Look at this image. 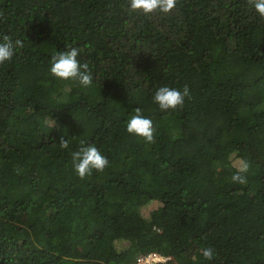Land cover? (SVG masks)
<instances>
[{
	"label": "trees",
	"instance_id": "trees-1",
	"mask_svg": "<svg viewBox=\"0 0 264 264\" xmlns=\"http://www.w3.org/2000/svg\"><path fill=\"white\" fill-rule=\"evenodd\" d=\"M4 35L24 47L0 64V264H264V19L247 0L150 16L128 0H0ZM71 47L87 88L49 72ZM185 85L183 108L153 102ZM136 108L154 143L127 133ZM82 141L109 162L84 180Z\"/></svg>",
	"mask_w": 264,
	"mask_h": 264
},
{
	"label": "clouds",
	"instance_id": "clouds-1",
	"mask_svg": "<svg viewBox=\"0 0 264 264\" xmlns=\"http://www.w3.org/2000/svg\"><path fill=\"white\" fill-rule=\"evenodd\" d=\"M247 2L256 15L264 19V0H247ZM177 3L178 0H128L129 9L132 12L145 16L155 13L169 14L176 8ZM23 47L24 44L21 40L13 41L10 36L4 35L0 38V64L10 61L16 50ZM79 54L80 49L75 47L56 52L50 60V74L57 80L74 81L80 87H89L93 82V75L88 63L81 64L77 59ZM152 99L162 112L172 111L183 108L185 100L191 99V93L187 85L183 87V90L161 86L155 91ZM126 131L130 135L141 138L145 143L155 142L156 129L153 126V121L145 117L140 108H136L134 115L126 122ZM59 145L61 149L69 148L68 140L61 139ZM71 159L73 171L80 180L92 176L94 171L102 173L109 163L95 145L87 144L85 146L83 141L80 148L71 153ZM249 168L250 163L241 158L238 161V167L231 176V181L241 185L246 184L248 182L246 174ZM202 255L205 259L212 260L214 251L211 248H206Z\"/></svg>",
	"mask_w": 264,
	"mask_h": 264
},
{
	"label": "built area",
	"instance_id": "built-area-1",
	"mask_svg": "<svg viewBox=\"0 0 264 264\" xmlns=\"http://www.w3.org/2000/svg\"><path fill=\"white\" fill-rule=\"evenodd\" d=\"M169 259V257H166L159 253H150L146 256H140L137 260L136 264H155L157 262H165Z\"/></svg>",
	"mask_w": 264,
	"mask_h": 264
},
{
	"label": "rangeland",
	"instance_id": "rangeland-1",
	"mask_svg": "<svg viewBox=\"0 0 264 264\" xmlns=\"http://www.w3.org/2000/svg\"><path fill=\"white\" fill-rule=\"evenodd\" d=\"M176 45H177L176 39H174V38H169L165 41V47L167 50H173L176 47ZM162 65H163V63H162ZM166 70H167V68H166ZM257 158H258V156H257Z\"/></svg>",
	"mask_w": 264,
	"mask_h": 264
}]
</instances>
